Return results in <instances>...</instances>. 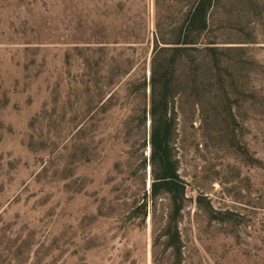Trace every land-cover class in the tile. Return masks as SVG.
<instances>
[{
  "label": "rangeland",
  "instance_id": "obj_1",
  "mask_svg": "<svg viewBox=\"0 0 264 264\" xmlns=\"http://www.w3.org/2000/svg\"><path fill=\"white\" fill-rule=\"evenodd\" d=\"M154 14V0H0V264H264V0L211 8L213 71L199 87L178 74L184 194L161 187L144 214L136 84L109 95L113 57L141 72Z\"/></svg>",
  "mask_w": 264,
  "mask_h": 264
},
{
  "label": "trees",
  "instance_id": "obj_2",
  "mask_svg": "<svg viewBox=\"0 0 264 264\" xmlns=\"http://www.w3.org/2000/svg\"><path fill=\"white\" fill-rule=\"evenodd\" d=\"M122 1L126 8L128 0ZM215 2L216 0H154V31L151 36L150 31H147L149 50L144 54L141 72L133 73L127 68L128 58L125 54L117 55L111 60V64L115 66H124V71L114 85L117 90L109 98L122 92L126 96L128 87L132 83L136 84L133 98L137 100L138 108L135 111L144 127V142L150 145V192L144 193V214L148 213V204L159 188L166 187L170 191L184 194L185 187L173 154V140L177 130L175 97L181 96L183 92V87L181 89L178 84V74L187 68V72L194 76V86L199 87L200 74L205 80L206 73L213 71L209 57L215 52L216 46L213 42H205L204 35L209 29L210 10ZM148 5V2H138L142 13L147 11ZM130 6L131 3L127 9ZM176 11L180 12L178 20H175ZM122 19V28L127 31L131 22L129 18L122 16ZM140 24L142 25L141 22ZM132 26L136 29L134 24ZM77 84H81V81ZM78 91L80 92L79 87Z\"/></svg>",
  "mask_w": 264,
  "mask_h": 264
}]
</instances>
